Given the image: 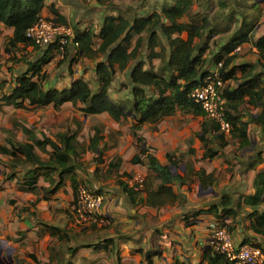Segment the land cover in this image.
<instances>
[{"label":"crops","instance_id":"obj_1","mask_svg":"<svg viewBox=\"0 0 264 264\" xmlns=\"http://www.w3.org/2000/svg\"><path fill=\"white\" fill-rule=\"evenodd\" d=\"M262 1L259 0L256 5L253 2V17H247L246 23H242L241 18L239 24H255L252 34L254 40L264 35V12L260 7ZM202 5L203 8L206 6ZM241 9L238 4L234 11L242 13ZM148 11L150 10L122 11L120 7L108 5L106 0H45L41 13L42 16L62 20L71 25L75 34H82L89 28H93L98 34L109 15L123 13L126 16ZM239 26L234 24L232 31ZM13 33V27L0 22V58L6 60L3 64L6 70L0 71V88H5V92L12 90L15 78L26 70L28 61L44 56L50 58L43 65L44 71L47 72L46 87L67 88L77 78H84L94 90H98L96 62L103 58V54L99 53L95 58L83 57L77 54L78 48L72 43L66 48L64 56L53 43L46 47L26 43L10 44ZM184 36L187 34L184 33ZM137 37L138 35L133 39L134 42ZM94 40L96 48L101 39L97 36ZM226 40L222 44L218 43L217 50ZM244 44L248 45L254 54L242 57L240 62H256L258 52L253 41ZM239 51L235 52L239 54ZM14 53L19 57L18 62L11 59V55L15 57ZM208 66L212 72L218 70L216 65ZM261 68L259 66L258 70L261 71ZM123 72L125 83L129 84L127 73ZM112 86L114 87V82ZM113 87L110 94L115 100L128 102V99L132 98L130 88H127L128 93L124 99L117 95L120 91L112 93L115 89ZM82 106L84 103L81 101H66L62 104L52 102L46 106L31 105L28 101L23 106L3 103L0 109V238L6 237L13 243L0 244L3 258V250L8 249L14 256L13 264H56L69 259L76 264H209L205 257L213 246L209 231L221 221L209 211L199 213V210L207 209L212 203L221 202V197L225 194L232 197L234 211L224 220L233 226L232 232L236 242L239 245L259 244L264 249V235L249 228L252 208L246 205L244 200L245 196L254 193V178L258 170L264 167L263 161L256 168L243 170V161L246 162L254 153L255 146L264 149V136L259 124L245 117L250 121L249 134L252 145L249 147L241 148L238 140L234 139V144L231 141L215 157H205L204 145L200 140L203 147L198 146L193 162H177L175 165L173 157L170 160L166 157L164 161L157 156V151L160 154L162 151L171 152L179 146L175 143V136L165 135V141L159 145V149L155 148L153 141L150 142L154 148H149L146 144L138 147L137 142H132L130 133L131 126L136 122L135 116L129 115L127 118L132 122L120 126L122 121H116L107 112L85 113L81 110ZM71 108L74 111L70 110ZM161 123L156 126L160 127ZM96 127L100 128L101 138L98 146H92ZM110 129H121V139H109ZM200 129L201 120L197 131ZM65 134L74 137L70 146L74 147L75 151L70 149L68 153L75 164V176L81 183L84 182L103 194V213L110 218L109 225L78 221L74 212L76 192L69 174L64 176L63 184L53 191L50 179H60L57 170L51 171L48 178L41 174L37 187L30 190L21 188V165L15 167V177H8L14 156L3 151L1 146L12 150L13 140L32 142L31 136H35L38 139L51 138L64 150L61 135ZM146 135L150 137V133ZM142 148H148L161 162L172 163V168H177L181 174L189 175L185 183L174 184L180 195L179 201L157 208L142 200V197L147 195L145 187L135 202L125 193L121 182L131 186L134 177L142 173L145 174L142 175L147 188L157 187L154 173L146 165ZM34 150L42 160L49 161L54 152V145L48 143L41 147L34 144ZM136 155H141L144 161L134 163L132 158ZM200 168H204L207 173L214 172L216 180L213 185L203 187L194 175V171ZM260 211H264L263 206ZM148 253L151 255L149 263Z\"/></svg>","mask_w":264,"mask_h":264},{"label":"trees","instance_id":"obj_2","mask_svg":"<svg viewBox=\"0 0 264 264\" xmlns=\"http://www.w3.org/2000/svg\"><path fill=\"white\" fill-rule=\"evenodd\" d=\"M160 1L159 7L153 6L144 14L134 13L125 16L120 13L107 16L98 34L93 28L82 34L76 33L79 42L77 54L89 58H95L99 53L103 54V58L96 62L98 90H94L84 78H77L67 88L46 87L47 72L44 71L43 65L50 58L44 56L28 61L26 70L15 78L12 90L2 94L0 109L2 103L23 106L28 101L31 105L46 106L52 102L62 104L66 101L74 103L81 101L84 103L81 110L85 113L107 112L116 121H122L129 115L135 116L133 129L145 124L156 125L165 118L181 112L202 117L201 129L197 136L204 145L205 157H215L234 139L238 140L241 148L251 146L250 121L245 119V109L252 106L258 108L257 111L250 112V119L260 125L264 136V35L254 40L252 34L255 25L239 26L208 60L205 56L209 47L207 39L211 32H216L211 30V20L206 15L192 14L196 0ZM44 6L45 0H0V22L14 28L10 44L26 43L38 47L26 33L42 16ZM242 23L246 21L243 19ZM184 33L187 36H184ZM137 35L134 42L133 39ZM97 36L101 42L95 48L94 39ZM204 39L206 41H203ZM249 41H253L257 48V61L236 63L239 57L235 52L236 48ZM144 56L150 60L159 58V68L145 66ZM209 64L216 65L220 77L227 82L224 94L227 98V119L231 124L229 133L221 131L219 123L208 117L202 105L191 96L192 91L202 85L205 77L213 74ZM259 66L262 67L261 71L258 70ZM118 71L127 73L132 97L128 102L117 101L110 94ZM99 133L100 128L96 127L92 146H98L101 138ZM31 137L32 142L13 140L12 150L1 146L3 151L14 156L8 177H15L17 175L15 167L21 165L23 171L20 178L21 188L30 190L37 187L41 174L48 178L51 171L57 170L60 179L58 181L50 179L53 185L51 190L59 188L64 182V176L69 174L77 193L81 182L75 176V164L68 153L70 149L75 151L74 147L70 146L74 137L69 134L61 135L64 150L51 138ZM48 143L54 145V152L49 161H44L35 152L34 144L44 147ZM211 143H214V146ZM263 153L262 147L255 146L254 153L246 162L243 161V170L248 171L261 164L264 161ZM142 154L145 155L146 164L153 171V178L157 182V187L147 188L145 180L147 195L142 197V200L157 208L179 201L180 195L174 184L185 183L189 175L174 171L172 163L161 162L148 148H142ZM21 155L25 157L22 158ZM132 161L140 163L144 160L141 155H136ZM194 175L203 187L213 185L216 180L214 172L207 173L204 168L194 171ZM121 183L125 193L135 202L139 193L128 183ZM253 185L254 193L245 196L244 199L246 205L252 208L249 228L264 235V211H260L261 206L264 207V167L258 170ZM232 205V197L225 194L221 197V202L212 203L207 209H200L199 213L209 211L221 221V225H224L227 224L224 219L234 211ZM227 225L230 230L233 229L232 225ZM205 257L209 264H238L226 253L216 250L214 246L208 250ZM150 260L151 255L148 253V263ZM56 264L76 263L69 259Z\"/></svg>","mask_w":264,"mask_h":264},{"label":"rangeland","instance_id":"obj_3","mask_svg":"<svg viewBox=\"0 0 264 264\" xmlns=\"http://www.w3.org/2000/svg\"><path fill=\"white\" fill-rule=\"evenodd\" d=\"M106 1L108 5L112 4L117 7H120V10L122 11L125 10L141 11V10L151 9L153 6L159 7L161 3L160 0H106ZM258 1L259 0H196V4L192 14H195L197 16L206 15L207 18L211 20V26H210L212 27L211 30H214L216 33H218V35H216V33L211 32V36L207 39V43L209 47L208 50L206 51L207 53H205V56L208 58V60L212 58V54L217 50L218 43L222 44V42L226 40V38L229 36V33L232 32V29L234 28V24L235 25L237 24V26H239L241 22V18H243L244 21H247L246 20L247 17L248 19L249 17H253L252 14L254 12V8H251V5L254 3L256 5ZM237 3L239 4V7H242L241 9L242 13H236L234 11V8L236 10V7H238ZM202 4H206V6L203 8ZM217 6L220 7L218 8ZM260 7L264 12V0L262 1V4H260ZM253 20H255V18ZM203 41H206V39H204ZM239 50H240L239 51L240 55L237 58L236 62L238 61L240 62L241 58L244 56L247 55L252 56L254 54L253 50L250 49L246 44L241 45V49ZM14 54L15 57L11 55V59H13L14 62H18L19 57L17 56L16 53ZM144 58L146 60V64H148L147 66H153L156 69L159 68L160 65L159 58L156 57L153 58L152 60L148 59V57L146 56H144ZM4 61L6 60H2L0 58V71L6 70V68L3 67ZM113 88H115L114 90H112L113 94L117 93V91H120V93H118L117 95L122 96V98L124 99L126 98V95L128 93L127 88H130V86L128 83H125V73L123 71L122 72L120 71L116 74ZM3 93H5V88H0V101ZM70 110L74 111V109L72 108ZM257 110L258 108L256 107L253 106L249 107L248 109H245L246 111L245 116L250 118V112ZM200 120H202L201 116H195L193 114H185L178 112L175 115L162 120L163 122L162 121H161L162 123L160 122L161 123L160 127H157L156 125L147 124L146 127L142 126V127H138L137 129H133V126H131L130 133L132 135V142L134 143L137 142L136 144L139 145L138 147H140L142 144H146L148 145L149 148L150 147L154 148L153 143L151 144L150 142L153 141L156 145L155 148L159 149V145L164 143L165 141V137H166L165 135L175 136L174 137L175 143L179 146L175 150H172L171 152L167 151L165 153L164 151H162L160 154L159 151H157L158 153L157 156L161 160L163 159L164 161L166 157L167 160H170L173 157L175 159L174 160L175 165H177V162L182 164H186V163L190 164L191 161L193 162V156L196 157L197 155L198 146L201 145V147H203L200 142V138L197 136V132H198L197 130L199 129L200 126ZM131 122H132L131 119L128 118L126 120L123 119L120 126L124 125V123L130 124ZM147 133H150V137L146 135ZM121 135H123V131H121V129H110L109 131V139L111 140L112 139L120 140ZM153 137H155L156 139H154ZM182 140H184V142ZM235 142H236L235 140H232V144H234ZM211 145L214 146V143H211ZM137 150H139V148H137ZM168 154L170 155L169 157L167 156ZM174 171H177V168L174 167ZM142 174L145 176L144 173ZM218 225H221V223L217 225H213L214 227L213 226L211 227V231H209L210 234L209 237L211 236L212 229H214ZM0 244H13V243L6 237H2L0 238ZM3 253H4L3 255L6 258V262L10 261L9 255L11 257H14L9 252L8 249H4Z\"/></svg>","mask_w":264,"mask_h":264},{"label":"built area","instance_id":"obj_4","mask_svg":"<svg viewBox=\"0 0 264 264\" xmlns=\"http://www.w3.org/2000/svg\"><path fill=\"white\" fill-rule=\"evenodd\" d=\"M27 36L40 47L56 43L59 53L64 56L70 43L79 48V42L71 25L55 18L41 16L39 20L27 30ZM241 49L238 46L236 50ZM227 82L220 75L219 70L205 77L202 85L196 87L191 96L199 102L206 115L215 119L221 131L230 132L231 124L227 119V98L224 88ZM145 178L137 175L131 186L137 193H141ZM103 194L97 192L86 183H81L76 193L74 212L81 223L101 222L109 225L111 220L103 213ZM210 242L216 250L224 252L238 264H264V250L253 243L238 244L232 230L227 224L218 225L212 229Z\"/></svg>","mask_w":264,"mask_h":264},{"label":"water","instance_id":"obj_5","mask_svg":"<svg viewBox=\"0 0 264 264\" xmlns=\"http://www.w3.org/2000/svg\"><path fill=\"white\" fill-rule=\"evenodd\" d=\"M10 261L6 262V258L1 256V249H0V264H13V257L9 255Z\"/></svg>","mask_w":264,"mask_h":264},{"label":"bare ground","instance_id":"obj_6","mask_svg":"<svg viewBox=\"0 0 264 264\" xmlns=\"http://www.w3.org/2000/svg\"><path fill=\"white\" fill-rule=\"evenodd\" d=\"M205 152V151H204Z\"/></svg>","mask_w":264,"mask_h":264}]
</instances>
